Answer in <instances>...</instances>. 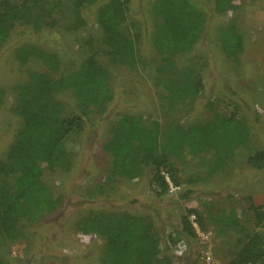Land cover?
I'll use <instances>...</instances> for the list:
<instances>
[{"label": "trees", "instance_id": "1", "mask_svg": "<svg viewBox=\"0 0 264 264\" xmlns=\"http://www.w3.org/2000/svg\"><path fill=\"white\" fill-rule=\"evenodd\" d=\"M235 1L210 0V10L225 13L238 7ZM130 4V0H69L68 4L55 0H0V52L16 26L40 34L45 29H54L60 20L56 15L67 8L64 10L69 15L66 28L77 34V44L83 54L78 62L46 53L34 45L16 48L15 58L28 80L18 86V101L12 109L21 126L14 132L4 157H0V264L3 256L10 253L12 241L24 237L29 224L62 205L64 196L54 175L58 170L71 168L82 134L94 126L89 120L91 111L103 117L115 98L109 72L97 58L98 34L88 29L83 13L95 7L100 43L109 60L116 65L134 67L141 63V35L128 20ZM210 10L199 0L155 2L151 42L159 61L156 65L142 63V67L148 76L161 80L172 95L184 89L193 94L204 89L201 63L196 58L188 59L186 54L203 39ZM220 42L226 55L235 60L244 49L242 36L230 26L221 29ZM183 65L180 80L173 81L177 85H173L172 79L164 80L167 74ZM5 96L6 89L0 87V110ZM222 120L215 115L205 124L194 127L168 124L167 142L162 144L163 127L159 121L141 114L123 113L104 144L109 155L105 167L107 177L138 179L150 172L149 189L156 197L165 199L182 192V199L187 202L195 188L191 184L198 177L182 171L171 157L186 150L196 152L199 147H213L209 138ZM227 122L223 130L225 144L233 148L246 143L250 137L247 123L234 116L227 118ZM229 152L224 146L223 158L221 149L213 151L217 164L208 167L210 174L216 165L228 164L232 156ZM247 164L252 169L264 170V150L250 153ZM166 175L179 187L177 193H169ZM239 189L238 192L242 188ZM249 208L257 229L238 239V249L227 264H264V205ZM236 212L231 206L216 211L187 208L182 218V232L167 234L156 232L149 219L143 220L131 213L99 212L87 216L79 229L105 238L100 264H202L203 241L198 238L189 215H196L202 230L212 224L217 227L214 228L217 233L223 234L230 227L244 229ZM184 244L188 251L182 254L180 247Z\"/></svg>", "mask_w": 264, "mask_h": 264}, {"label": "rangeland", "instance_id": "2", "mask_svg": "<svg viewBox=\"0 0 264 264\" xmlns=\"http://www.w3.org/2000/svg\"><path fill=\"white\" fill-rule=\"evenodd\" d=\"M130 1L128 20L133 30L141 35V63L134 67L112 63L100 43L95 7L84 11L88 29L98 34L97 58L109 72L115 98L103 117L91 111L89 120L94 126L82 134L71 168L58 170L54 175L64 196L62 205L29 224L24 237L12 241L11 251L3 256L1 264H100L105 238L79 229L91 213L124 211L143 220L149 219L156 232L167 234L182 232V218L187 208L216 211L234 207L244 229L230 227L222 234L214 229L217 227L208 224L206 230L213 234L201 245V251L211 250L218 264H227L238 249V239L257 229L249 207L264 205V170L252 169L247 158L254 151L264 150V0H236L238 7L221 14L210 10V0H199L208 7L210 14L203 39L186 56L201 63L204 89L193 94L186 88L174 95L161 80L144 73L142 67V63L156 65L159 61L151 42L154 32L152 11L157 0ZM64 10L56 15L60 18L58 25L40 34L16 26L0 52V87L6 89L0 110V157H4L14 132L21 126L12 109L18 101V86L28 80L15 58L16 48L23 44L34 45L49 54L78 62L83 59L77 34L66 28L69 15ZM228 26L243 38L244 49L236 59L238 62L226 55L220 42L221 29ZM178 69L167 74L164 80L172 79L173 85H177L173 81L180 80L185 65ZM123 113L141 114L159 121L163 127L162 144L167 142L168 124L188 128L205 124L215 115L223 119L209 138L213 147H199L196 152L186 150L171 157L182 171L198 177L196 183L191 184L195 188L187 202L182 199V192L165 199L156 197L149 189L150 172L138 179L107 177L105 167L109 155L104 144ZM231 116L243 119L250 129L248 141L233 148L225 144L223 134L228 125L227 118ZM224 146L232 156L225 167L216 165L210 174L208 167L217 164L213 151L221 149L224 158ZM229 194L232 196L227 197Z\"/></svg>", "mask_w": 264, "mask_h": 264}, {"label": "built area", "instance_id": "3", "mask_svg": "<svg viewBox=\"0 0 264 264\" xmlns=\"http://www.w3.org/2000/svg\"><path fill=\"white\" fill-rule=\"evenodd\" d=\"M167 180L169 181L170 184V189H169V193L173 194V193H177V191L179 190V187L174 186L170 180L169 177L166 175ZM189 220L190 223L192 224V226L195 229V232L198 236L199 239H201L203 242H207L209 239V237L213 234V232L211 230H202L198 223H197V219H196V215L195 214H190L189 215ZM180 251L182 254H185L188 251V246L187 244H184L182 247H180ZM201 263L202 264H218L215 259L213 254L211 253L210 249H206L204 251H202L201 253Z\"/></svg>", "mask_w": 264, "mask_h": 264}, {"label": "crops", "instance_id": "4", "mask_svg": "<svg viewBox=\"0 0 264 264\" xmlns=\"http://www.w3.org/2000/svg\"><path fill=\"white\" fill-rule=\"evenodd\" d=\"M230 258L226 259V262L229 260ZM231 260V259H230ZM229 262V261H228Z\"/></svg>", "mask_w": 264, "mask_h": 264}]
</instances>
